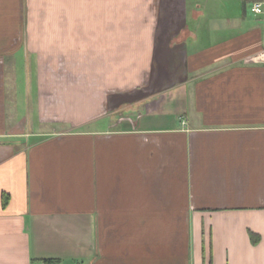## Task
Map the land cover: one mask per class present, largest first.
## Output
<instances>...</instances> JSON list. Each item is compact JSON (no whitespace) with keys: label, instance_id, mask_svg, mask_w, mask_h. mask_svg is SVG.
Returning a JSON list of instances; mask_svg holds the SVG:
<instances>
[{"label":"crops","instance_id":"obj_1","mask_svg":"<svg viewBox=\"0 0 264 264\" xmlns=\"http://www.w3.org/2000/svg\"><path fill=\"white\" fill-rule=\"evenodd\" d=\"M262 52L264 0H0V264H264Z\"/></svg>","mask_w":264,"mask_h":264},{"label":"built area","instance_id":"obj_2","mask_svg":"<svg viewBox=\"0 0 264 264\" xmlns=\"http://www.w3.org/2000/svg\"><path fill=\"white\" fill-rule=\"evenodd\" d=\"M251 10H252L253 12H255V13H262V12H263L262 4L259 3V2H254V3L252 4ZM263 56H264V52H262V53L260 54V57L263 58Z\"/></svg>","mask_w":264,"mask_h":264},{"label":"trees","instance_id":"obj_3","mask_svg":"<svg viewBox=\"0 0 264 264\" xmlns=\"http://www.w3.org/2000/svg\"><path fill=\"white\" fill-rule=\"evenodd\" d=\"M5 203H6V198L3 201V204H5ZM43 262H44V264H59V261L56 259H45Z\"/></svg>","mask_w":264,"mask_h":264}]
</instances>
